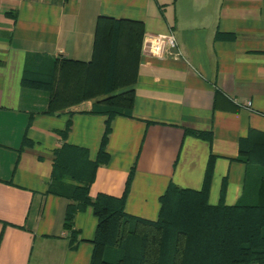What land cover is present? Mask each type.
Wrapping results in <instances>:
<instances>
[{"label": "crops", "instance_id": "1", "mask_svg": "<svg viewBox=\"0 0 264 264\" xmlns=\"http://www.w3.org/2000/svg\"><path fill=\"white\" fill-rule=\"evenodd\" d=\"M99 16L141 22L142 42L171 31L180 57L140 49L132 109L112 120L88 195L120 197L133 169L124 211L155 221L168 186L201 190L211 164L209 205L257 200L260 177L239 144L256 145L264 164V0H0V264L91 262L92 207L75 213L72 241L70 201L50 184L57 155L96 159L106 116L90 112L94 100L46 113L48 92L21 80L34 62L90 61Z\"/></svg>", "mask_w": 264, "mask_h": 264}, {"label": "trees", "instance_id": "2", "mask_svg": "<svg viewBox=\"0 0 264 264\" xmlns=\"http://www.w3.org/2000/svg\"><path fill=\"white\" fill-rule=\"evenodd\" d=\"M142 37L143 26L139 21L99 16L90 61L55 60L50 67L39 68L34 62L24 71L22 87L48 91L46 113L94 100L90 112L106 116L94 161L86 167L77 164L87 155L81 149H77L75 165L71 155L66 161L57 155L50 190L70 201L64 228L70 232L71 240H75V213L92 207L97 225L90 264H264V164L258 165L260 155H256V145L248 146L246 140L240 141V158L244 157L250 170L256 168L253 172L260 177L254 202L242 199L231 206L209 205L211 164L201 190L168 186L160 197V211L155 221L124 211L133 169L120 197L103 193L94 198L88 195L96 167L108 160L106 145L112 120L118 115H129L132 109L134 91L129 87L136 79ZM69 127L68 124L63 136ZM186 132L211 139L208 133ZM259 146L264 150V143ZM64 178H77L80 185L62 183Z\"/></svg>", "mask_w": 264, "mask_h": 264}, {"label": "built area", "instance_id": "3", "mask_svg": "<svg viewBox=\"0 0 264 264\" xmlns=\"http://www.w3.org/2000/svg\"><path fill=\"white\" fill-rule=\"evenodd\" d=\"M141 51L144 55L155 56L158 58L180 57L177 41L171 31L165 34H158L155 36H147L143 39ZM249 106L250 103L248 102Z\"/></svg>", "mask_w": 264, "mask_h": 264}, {"label": "rangeland", "instance_id": "4", "mask_svg": "<svg viewBox=\"0 0 264 264\" xmlns=\"http://www.w3.org/2000/svg\"><path fill=\"white\" fill-rule=\"evenodd\" d=\"M38 90H42V89H38ZM42 91H44V90H42ZM46 91V90H45ZM46 92H48V91H46ZM49 94V93H48Z\"/></svg>", "mask_w": 264, "mask_h": 264}]
</instances>
